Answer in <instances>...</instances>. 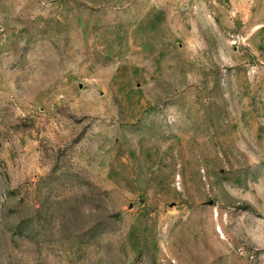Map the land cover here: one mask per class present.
I'll return each mask as SVG.
<instances>
[{"label": "rangeland", "instance_id": "rangeland-1", "mask_svg": "<svg viewBox=\"0 0 264 264\" xmlns=\"http://www.w3.org/2000/svg\"><path fill=\"white\" fill-rule=\"evenodd\" d=\"M0 264H264V0H0Z\"/></svg>", "mask_w": 264, "mask_h": 264}]
</instances>
